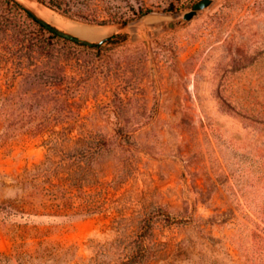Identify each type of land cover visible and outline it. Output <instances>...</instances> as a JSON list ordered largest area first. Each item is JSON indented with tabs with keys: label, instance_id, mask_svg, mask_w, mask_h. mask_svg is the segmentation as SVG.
<instances>
[{
	"label": "rangeland",
	"instance_id": "1",
	"mask_svg": "<svg viewBox=\"0 0 264 264\" xmlns=\"http://www.w3.org/2000/svg\"><path fill=\"white\" fill-rule=\"evenodd\" d=\"M198 1H38L116 26L95 48L0 27V264H119L146 215L140 264H264V0Z\"/></svg>",
	"mask_w": 264,
	"mask_h": 264
},
{
	"label": "trees",
	"instance_id": "2",
	"mask_svg": "<svg viewBox=\"0 0 264 264\" xmlns=\"http://www.w3.org/2000/svg\"><path fill=\"white\" fill-rule=\"evenodd\" d=\"M39 2L48 5L51 8L57 9L62 13L70 16L82 19L87 22L106 24L111 22H118L124 18L123 15H118L113 11V2L116 0H38ZM1 4H4L8 8L10 16L0 15V27H7L16 30L18 24L15 18L17 15H25L24 27L25 35L23 44H25L30 54L38 51H47L53 49L54 38L65 39L64 37L51 31L34 16L28 12V10L17 0H0ZM103 14H107L106 18H102ZM132 16H139L143 14L142 10L131 11ZM131 17L130 19L134 18ZM126 19V18H125ZM117 36V35H116ZM112 38V37H111ZM111 38L104 42H111ZM84 45L82 43H79ZM100 45H95L99 47ZM30 216L29 213H23ZM48 216H60L58 213H45ZM154 217L152 215L144 216L140 221V229L136 237L132 241V249L124 256L119 264H140L146 257L145 240L152 235Z\"/></svg>",
	"mask_w": 264,
	"mask_h": 264
},
{
	"label": "bare ground",
	"instance_id": "3",
	"mask_svg": "<svg viewBox=\"0 0 264 264\" xmlns=\"http://www.w3.org/2000/svg\"><path fill=\"white\" fill-rule=\"evenodd\" d=\"M20 1L23 2L27 7L31 8L40 17L44 18L56 27L85 39L94 41L116 31V26L113 25H89L74 21L39 3L37 0Z\"/></svg>",
	"mask_w": 264,
	"mask_h": 264
},
{
	"label": "water",
	"instance_id": "4",
	"mask_svg": "<svg viewBox=\"0 0 264 264\" xmlns=\"http://www.w3.org/2000/svg\"><path fill=\"white\" fill-rule=\"evenodd\" d=\"M19 1L27 10L29 13H31L34 18L39 21L41 24H43L45 27H47L48 29H50L51 31L55 32L56 34L66 38V39H70L72 41L78 42V43H82V44H86L88 46H95L99 43L104 42L107 39H102L100 42H95V41H91L89 39H85L82 37H79L77 35H74L68 31L62 30L58 27H56L55 25L51 24L50 22H48L47 20H45L44 18L40 17L36 12H34L31 8L27 7L23 2ZM214 2V0H200L197 3H195L190 10L186 11L183 14V18L185 20H191L193 17H195L197 15V13L201 10L206 9L207 7H209L212 3ZM128 25V22H123L121 24H119L118 28H124ZM170 26H174V22H170Z\"/></svg>",
	"mask_w": 264,
	"mask_h": 264
}]
</instances>
